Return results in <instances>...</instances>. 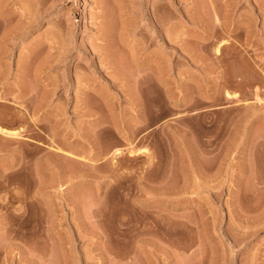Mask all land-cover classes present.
<instances>
[{"label":"rangeland","instance_id":"obj_1","mask_svg":"<svg viewBox=\"0 0 264 264\" xmlns=\"http://www.w3.org/2000/svg\"><path fill=\"white\" fill-rule=\"evenodd\" d=\"M119 1L0 0V264H264V0Z\"/></svg>","mask_w":264,"mask_h":264},{"label":"bare ground","instance_id":"obj_2","mask_svg":"<svg viewBox=\"0 0 264 264\" xmlns=\"http://www.w3.org/2000/svg\"><path fill=\"white\" fill-rule=\"evenodd\" d=\"M30 5H32V4H30ZM113 5H112L113 8H111L112 10L110 9V12L108 11L109 13L107 16L105 15L104 12H101V14L103 13L105 15V16H103V20H101L102 25H100L101 39L103 42H107V40L110 37V35L112 34V32H116V36H118L120 38V40L121 39L123 40L124 36H126L129 33L128 8H127V6L124 7V4L122 5L119 0H113ZM28 8L29 7L27 6V9ZM26 11L27 10H25V12ZM32 11L28 10L27 12L29 13ZM156 17L158 18V19L156 18L157 22H158V20L161 18H159L160 17L159 15ZM35 18H34V20H40L41 19L40 17H37L36 19ZM160 21L158 22L159 24H161ZM107 47H109V46H107ZM104 49H105V52L108 54L109 50H106V48H104ZM98 51H99V49H98ZM108 56H109V54H108ZM109 57H111V56H109ZM0 134L5 135L6 137L11 136L10 138H12V137L16 138V137L20 136L19 131H15V130L12 131V130H8V129L2 128V127H0ZM148 263H149V261H148Z\"/></svg>","mask_w":264,"mask_h":264}]
</instances>
